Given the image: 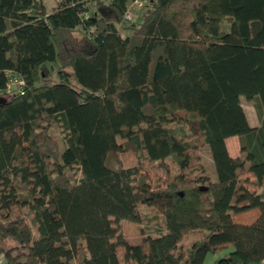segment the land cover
<instances>
[{
  "label": "trees",
  "instance_id": "16d2710c",
  "mask_svg": "<svg viewBox=\"0 0 264 264\" xmlns=\"http://www.w3.org/2000/svg\"><path fill=\"white\" fill-rule=\"evenodd\" d=\"M130 1L58 0L46 12L42 0H0V255L202 264L231 246L218 263H258L264 0H144L127 22ZM6 70L21 92L5 91ZM125 220L139 242L119 231Z\"/></svg>",
  "mask_w": 264,
  "mask_h": 264
},
{
  "label": "rangeland",
  "instance_id": "374dc122",
  "mask_svg": "<svg viewBox=\"0 0 264 264\" xmlns=\"http://www.w3.org/2000/svg\"><path fill=\"white\" fill-rule=\"evenodd\" d=\"M53 0H46V6L48 8H50L51 6V3H52ZM140 9L137 8L134 10V18H136L137 14H138V11ZM220 28L222 30H227L228 29V24L225 23V22H222L220 24ZM253 100L252 99H246L244 97H239V103H240V106L242 107L243 111H244V114H245V117L247 119V122L249 124H256L258 125L259 124V119L257 118L256 116V113L254 111V108H253ZM231 138V141L232 143L234 144V146L236 147L233 151L231 149V146H230V143H229V140H228V148L230 150V152H233L235 155H237L236 157H239V158H242V154L239 152V149H238V141H237V137L236 136H232L230 137ZM125 158H124V162L125 163H129L130 162V156H129V153H125L124 154ZM204 156H205V161L207 163V166H208V169H209V173L212 177V179H215V173H214V168H213V165H212V162L209 158V154H208V150L207 148L204 149ZM142 227L146 228L148 227L146 224H142L141 225ZM120 232H123L125 234V236L127 237L128 241L131 242V243H137L139 242V231H138V228L136 226V224H134L133 222H130V221H123V226H121V228L119 229ZM192 238V235H190L188 237V239L185 241L187 242L188 240H190ZM231 246L227 247L226 249H223L221 250L222 253L221 255H218V253L214 254V255H207L205 261L203 264H220L218 263V259L223 256L226 252H228L229 250H231ZM117 251L120 252L121 251V248L120 247H117ZM15 254V253H13ZM22 259H19V261H21ZM3 264H5L4 260H3Z\"/></svg>",
  "mask_w": 264,
  "mask_h": 264
},
{
  "label": "built area",
  "instance_id": "2783aa9c",
  "mask_svg": "<svg viewBox=\"0 0 264 264\" xmlns=\"http://www.w3.org/2000/svg\"><path fill=\"white\" fill-rule=\"evenodd\" d=\"M144 0H133L127 3L126 10L123 14V20L130 22L134 19V10L139 8L143 4ZM5 76V91L12 94L15 92H21L23 81L9 70L4 71ZM0 264H3V258L0 255Z\"/></svg>",
  "mask_w": 264,
  "mask_h": 264
},
{
  "label": "crops",
  "instance_id": "0c3cea01",
  "mask_svg": "<svg viewBox=\"0 0 264 264\" xmlns=\"http://www.w3.org/2000/svg\"><path fill=\"white\" fill-rule=\"evenodd\" d=\"M57 2H58V0H53L52 3H51L50 8H48V7L46 6V0H42L43 6H44L46 12H50L53 8H55L56 5H57ZM248 124H249V123H248ZM249 125L252 126V127L257 126L256 124H249ZM230 137H232V136L226 137V138L224 139V143H225V146H226V150H227L229 156H231V157H236L237 155H235L233 152H230V150H229V148H228V143H227L228 140H229V143H230V146H231L232 151L236 148V147L234 146V144L232 143ZM221 253H222V251L218 252V255H221ZM212 255H214V254H212ZM206 257H207V256H206ZM206 257H205V259H206ZM221 257H222V256H221ZM205 259H204V261H205ZM204 261H203V263H204ZM203 263H202V264H203ZM251 264H264V250H263V258H262V260H261L260 262H258V263H251Z\"/></svg>",
  "mask_w": 264,
  "mask_h": 264
},
{
  "label": "water",
  "instance_id": "95a60500",
  "mask_svg": "<svg viewBox=\"0 0 264 264\" xmlns=\"http://www.w3.org/2000/svg\"><path fill=\"white\" fill-rule=\"evenodd\" d=\"M5 102V98L0 96V104H3ZM200 190H204L203 187H200Z\"/></svg>",
  "mask_w": 264,
  "mask_h": 264
}]
</instances>
